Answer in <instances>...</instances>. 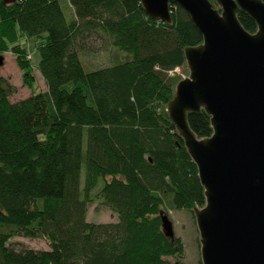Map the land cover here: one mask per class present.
Listing matches in <instances>:
<instances>
[{
    "label": "trees",
    "instance_id": "1",
    "mask_svg": "<svg viewBox=\"0 0 264 264\" xmlns=\"http://www.w3.org/2000/svg\"><path fill=\"white\" fill-rule=\"evenodd\" d=\"M69 2L72 22L60 0H0V57L12 53L32 87L21 40L35 39L47 87L12 102L16 89L0 73V264H180L170 259L183 258L182 240L166 237L161 213L169 205L195 220L206 196L167 111L181 81L170 72L188 70L185 50L203 35L175 3L167 24L151 19L140 0ZM238 19L257 32L249 15L240 11ZM97 31L128 57L87 72L80 53ZM188 122L198 138L212 136L204 110ZM95 200L118 222H88ZM17 237L44 240L50 250L15 249Z\"/></svg>",
    "mask_w": 264,
    "mask_h": 264
},
{
    "label": "water",
    "instance_id": "2",
    "mask_svg": "<svg viewBox=\"0 0 264 264\" xmlns=\"http://www.w3.org/2000/svg\"><path fill=\"white\" fill-rule=\"evenodd\" d=\"M13 4L19 0H2ZM153 20L172 23L171 4L182 7L203 35L188 47L189 77L168 105L205 189L206 205L194 209L202 264H264V1L140 0ZM242 11L257 24L247 32ZM0 57V66L3 65ZM204 110L213 134L198 138L188 122ZM166 237L173 222L161 213Z\"/></svg>",
    "mask_w": 264,
    "mask_h": 264
},
{
    "label": "rangeland",
    "instance_id": "3",
    "mask_svg": "<svg viewBox=\"0 0 264 264\" xmlns=\"http://www.w3.org/2000/svg\"><path fill=\"white\" fill-rule=\"evenodd\" d=\"M60 4L64 11L68 22L75 20V11L69 0H60ZM218 7V5H217ZM216 7V8H217ZM21 44H24L28 50V59L33 65V74L35 82L32 87L25 85L22 71L19 69L15 56L12 53H5L3 56V65L0 66L1 75L16 89V92L10 97L12 102H18L29 98L33 93L46 91V84L38 70L40 56L36 49L37 42L35 39H22ZM80 60L85 71L91 72L102 68L110 67L116 63L123 62L127 59L128 54L116 48L111 39L102 31H97L92 34L91 38L84 42V48L81 50ZM181 80L189 77V69H180L175 73ZM85 142V148H86ZM86 176V164L82 166L81 173V190L83 191ZM104 182L100 181L97 188L103 187ZM96 190V191H97ZM169 210L168 216L173 222L175 236L182 240L184 246V255L182 259L171 258L174 263L180 264H200L201 261V244L199 230L194 224L192 215L187 210H170L169 205H166ZM87 221L96 224L117 223L118 216L113 213L101 200H95L89 206ZM12 247L15 249L30 248L35 250L49 251V245L41 239H28L25 237H17L12 241Z\"/></svg>",
    "mask_w": 264,
    "mask_h": 264
},
{
    "label": "built area",
    "instance_id": "4",
    "mask_svg": "<svg viewBox=\"0 0 264 264\" xmlns=\"http://www.w3.org/2000/svg\"><path fill=\"white\" fill-rule=\"evenodd\" d=\"M179 71H180V68H177L174 71L170 72V75H173L174 76V74L175 73H178Z\"/></svg>",
    "mask_w": 264,
    "mask_h": 264
}]
</instances>
